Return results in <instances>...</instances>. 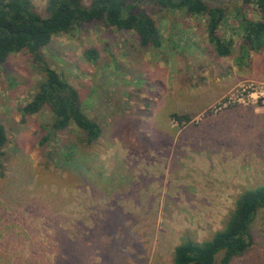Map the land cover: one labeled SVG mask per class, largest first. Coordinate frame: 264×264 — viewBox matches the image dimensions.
Listing matches in <instances>:
<instances>
[{
    "label": "rangeland",
    "instance_id": "rangeland-1",
    "mask_svg": "<svg viewBox=\"0 0 264 264\" xmlns=\"http://www.w3.org/2000/svg\"><path fill=\"white\" fill-rule=\"evenodd\" d=\"M48 0H32L45 15ZM218 35L207 17L144 1L160 47L102 21L53 36L44 60L79 95L101 136L74 125L42 144L45 107H22L44 79L27 51L0 67V122L8 142L0 170V264H173L184 240L218 231L235 199L264 184V47H245L254 4L222 0ZM172 113L189 114L178 123ZM253 244L232 264H264V208ZM219 257H217V261Z\"/></svg>",
    "mask_w": 264,
    "mask_h": 264
},
{
    "label": "trees",
    "instance_id": "trees-1",
    "mask_svg": "<svg viewBox=\"0 0 264 264\" xmlns=\"http://www.w3.org/2000/svg\"><path fill=\"white\" fill-rule=\"evenodd\" d=\"M144 1H154L164 9L180 10L188 16L207 17L208 40L216 56L230 55L231 41L218 35L224 9L217 4L222 0H48L44 16L32 0H0V67L10 55L27 51L44 74L37 92L21 109L22 114L28 116L38 114L45 107L51 113L52 122L40 127L41 131H46L42 144L72 125L83 132L89 145L101 136L99 125L83 113L77 90L48 66L43 49L53 36L93 21H102L107 27L120 31H131L142 47L158 48L161 42L155 22L139 9ZM240 1L244 5L254 4L260 13L259 21L243 22L245 47L260 50L264 47V0ZM170 116L178 123H188L191 119L187 113ZM7 142L5 127L0 122V170ZM263 208L264 184L244 190L210 239L184 240L175 247L173 264H232L252 246L251 225L258 210Z\"/></svg>",
    "mask_w": 264,
    "mask_h": 264
}]
</instances>
